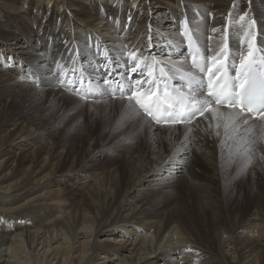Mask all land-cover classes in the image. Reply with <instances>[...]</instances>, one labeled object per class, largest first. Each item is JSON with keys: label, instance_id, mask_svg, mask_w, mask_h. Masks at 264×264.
I'll list each match as a JSON object with an SVG mask.
<instances>
[{"label": "bare ground", "instance_id": "1", "mask_svg": "<svg viewBox=\"0 0 264 264\" xmlns=\"http://www.w3.org/2000/svg\"><path fill=\"white\" fill-rule=\"evenodd\" d=\"M257 2V0H0V89L4 93H8L12 91L11 88H14L17 92L13 93L21 100L29 102L31 111L37 108L40 103L39 107L42 108L38 115L26 117L28 119L27 125L25 124L26 126H22L18 131H15L18 127L15 129L8 128V124L5 122L7 120L3 119L2 113L0 115V224L3 228L2 232H4L0 235V264H41L40 258H44V264H94L95 258L103 253L105 243L109 240L107 238L100 240L99 237L103 235L113 236L110 239L115 241L116 249L113 248L114 250H112L115 255L121 257L116 264L149 263L145 262V259L148 254H153L155 249H158L156 246L158 244L149 245V241L144 242L147 238H140L141 241L136 242L133 239L130 241L123 239V242H119L116 238L121 236H115L113 232L118 229L116 225L124 226L126 224L134 225L131 229L146 233L148 228L152 229L153 239L156 241H161L164 235L173 232L175 240L181 245L176 247L177 250H180L178 251L179 255L189 254L190 249L183 246V243L196 244L200 239L194 219L198 220L201 215L200 209L203 201L195 202L194 208L196 210L189 213L193 222L179 211L175 213L172 207L165 208L167 211L159 209L161 199H165L167 192L162 190L167 185V173L176 174L180 171L179 160L184 157V150L174 149L162 156L164 152L159 145L156 144L157 150L154 151L147 146L146 150L144 149L145 153L149 152L153 156L154 162L125 182L123 193L116 202H114L115 190H120L121 185L118 184L120 178L114 169L109 170L101 179L93 183L83 195V197L88 196L90 202H93L91 199L96 200L99 196L103 198L101 201L104 203L101 205V209L97 207L96 212H90L86 209L73 210L71 207L67 209L68 204L64 203V195L60 188L36 193L50 183L41 180L45 177L44 174L50 166H53L51 170L54 173L59 172L61 155H52L50 149L46 151L38 148V146L32 150L27 149V147L34 144L36 140L46 137L57 126L58 120H62V116L66 115L62 114L56 119L52 118L53 121L40 124L41 116L43 117L47 113L44 106L58 104L61 102L60 97L67 100L72 99L75 105L87 107L89 101L94 100H83L69 88L62 87L59 83L62 72H66L67 76L71 77L74 70L76 79L82 76L84 80L91 78L93 81H99L101 78L99 69L102 63L100 57L105 50L109 51L110 54L115 52L116 58H119L121 52L128 53L139 48L143 50L144 55L151 52L153 57L166 64L165 72L168 75H173V79L180 83L179 77L170 69L175 65L177 69L192 70L185 56L187 42L184 41L185 36L183 35L185 20L189 22V29L203 53L206 49H211L208 55H213L224 48L229 57L233 58L234 61L236 60L238 65V58H243L246 55L250 41L255 45H264V3L258 4ZM196 12L200 13L199 16H196ZM245 12L248 15L242 22L240 16ZM253 18L257 21L256 26L252 29L255 38L248 35V22ZM18 21H22L24 24V29L28 31L30 40H36V42L31 41L32 43L28 44L25 38L19 39L21 35L19 28H17ZM41 22H46L51 26V30L45 32V35L49 36L46 45L43 44L45 40H40L44 39L43 37L38 39L39 34L47 30L39 28ZM213 29L216 31L214 32ZM53 33L58 34L56 36L61 38L59 42H57L58 37L54 36ZM239 40L243 41L242 46L238 45ZM51 47L55 53L52 63H56L54 67L50 66L52 73L51 71L40 72L41 77L39 78L43 81L33 78L29 68L31 71L32 69L43 68V63L48 59L47 55ZM39 49H41L40 52ZM13 61H16L18 65H12L11 62ZM107 67H112V65L108 64ZM23 70L27 73L23 74ZM30 79H34L33 83L50 84L57 91L53 92L52 97L46 103H43L46 101L43 97L45 85L38 88L35 87L36 84L35 86L26 84L32 83L29 81ZM179 83L177 82V84ZM117 99L119 98L113 100ZM100 101L102 100L97 103ZM126 103L125 100L123 104ZM122 108L124 110L123 106ZM229 110L223 107L220 109L221 112ZM245 115L250 116L247 113ZM205 116L210 117L211 114L205 113ZM128 120V122L136 125L143 121L130 118ZM212 123L216 122L198 116L196 121L187 127L203 130L209 128ZM253 124L258 125L256 130L259 133L262 132L261 125L264 124V121L258 117H251L249 125L242 126L238 134H247L245 129ZM180 129L187 130L183 124L156 125L153 122L151 127L148 125V130L145 132L150 133L149 137H151L152 144H155L157 138L155 139L156 136L151 132L168 134L167 132L170 130ZM217 130L220 131L221 135L215 144L216 149L225 144H233L231 139L223 143V122ZM260 138L262 139V136ZM6 142L8 143L5 144ZM212 151L211 154H217L215 158L228 157L227 152ZM22 152L24 153L19 158L20 163L33 161V164L28 168L26 167L24 174L19 176V173L15 172L14 165ZM98 153L99 150L90 155L96 157ZM30 154H32L31 157ZM40 174L44 176L38 177ZM55 180L58 181V179ZM79 180L81 181V178ZM89 183V179L85 183L82 180L80 188L87 187ZM151 192L153 200L150 199ZM253 214L264 215V194L261 192L252 209ZM256 220L259 221V224H264L260 217L249 221L254 222ZM204 222L203 220L200 224H204ZM12 225H15L16 228L29 226L34 228L14 231ZM221 229L220 222H215L213 218L210 228L206 230L208 240L216 242L215 245L219 247ZM117 232L126 237L124 234H127V231L118 230ZM127 241L129 242L127 243ZM229 244L226 242V245ZM158 246L160 249L162 245ZM38 247L39 249H37ZM40 250L42 252L38 254ZM172 253L176 254L175 252Z\"/></svg>", "mask_w": 264, "mask_h": 264}, {"label": "rangeland", "instance_id": "2", "mask_svg": "<svg viewBox=\"0 0 264 264\" xmlns=\"http://www.w3.org/2000/svg\"><path fill=\"white\" fill-rule=\"evenodd\" d=\"M257 1L258 4L264 3V0ZM192 3H194V1H192ZM189 9L192 10V8ZM199 14L200 13L196 12V16H199ZM17 28H19L21 35L19 39H21V37L25 38V41L28 44H30L31 41L36 42V40H30L28 31L24 29L25 26L22 21L17 22ZM39 28L47 29L43 33L41 32L38 37V39L43 37L44 39L40 40H45L43 44L46 45L49 36H46L45 32L51 30V26L46 24V22H41L39 24ZM53 35L56 36L58 34L55 35V33H53ZM56 37H58L57 42H59L61 38L59 36ZM33 38L35 37L33 36ZM242 42V40H239L238 45L242 46ZM37 44L39 45V43ZM258 45L260 47L262 46L260 44ZM262 47H264V45ZM40 51L41 49H39V52ZM54 55L55 53L51 47L47 55L48 59L45 61L46 63H43V68H39L37 70L32 69L33 72L29 68V71L31 72L30 74L33 76V78L43 81L41 78H39L41 77L40 72L46 73L51 71L52 73L50 66L54 67L56 64L52 63ZM11 64L14 66L18 65L16 61L11 62ZM26 67L28 69V66ZM26 73L27 72L23 70V74ZM29 81L32 83H23L29 85L33 84V86L36 84L35 87L38 88L45 85L42 82L33 83L34 79H30ZM176 82L179 83L178 80H176ZM93 86L95 85L93 84ZM44 87L45 89H43V97L46 101L43 103H46L52 97L53 92L57 90L50 84L45 85ZM11 90L12 91H9L10 93H4L3 90L0 92V115L2 113L3 119L7 120L5 122L8 124V128L15 129V127H18L15 130L18 131L22 126L27 125L26 123L28 119H26V117L28 118L30 115H38L41 113L42 108L39 107V105H41L40 103L37 105V108L31 111L32 108L29 109V102L23 101L20 99V97L16 96V94L13 93L17 92L14 90V88H11ZM60 98L61 102L58 104L44 106V109L47 110V113L44 114L43 117L41 116L40 124L53 121V119H56V117L66 114L65 116H62L63 121L61 119L58 120L57 126H55L56 128L54 127L52 132H49L50 135L48 133L46 137L36 140L34 144L27 147V149L30 148L32 150L38 146V148H42L46 151L50 149V154L52 153V155H61L59 162V172L54 173L51 170L53 166H50L44 174L45 177L41 178V180L45 183L50 182V185L48 184L44 189L38 190L36 193H43L45 191L60 188V190L62 189V194L64 195L63 197L65 199L63 201L66 203V205L68 204L67 209L71 207L73 210L86 209L90 212H96L97 207L101 209L100 207L104 203V201H101L103 199L102 196H99L98 199L94 198L97 201L91 199L93 202H90L89 197H83V195L86 190L93 185V183L101 179L103 175H105L109 170L114 169L120 178L118 182V184L121 185L120 190H115L114 202H116L121 193H123L125 182L130 177H134L137 172L141 171V169L148 167L152 162H154L153 156L150 155L149 152L145 153L147 146H149L150 149L154 151L157 150L156 144L159 145L162 152H164L162 156L167 155L171 150L182 149L185 151V155L179 160L181 169L176 174L167 173V185L162 188L163 191L167 192L165 194V199H161L162 201L159 204V209L163 210L165 208L172 207L175 213L179 211V213H181L187 219H191L189 213H193L194 210H196L194 208V203L203 201L200 209L201 215L198 217V220L194 219L196 227L199 230L200 239L196 244L190 242L183 243V246L190 249L189 254L185 256L183 254L179 255L178 251L180 250H177V246L181 245L177 240H175V235L173 232H170L166 236L164 235L161 239V243V241H156V239H153L154 235L152 229L148 228L146 233L137 229H131V227L134 225H116V228L118 229L113 233H115V236H121L117 237L116 239L119 242H123V239L129 241L130 239H133V241L136 242L140 240V238H147V240H144V242L149 241V245H162L160 249L159 246L156 245L159 250L155 249L153 254H148L150 257L147 256L145 262L149 263L146 264H264V224H259V221L257 220V223L256 221H254L255 223L253 221H249L260 217L264 222V215H252V209L258 201L260 192L264 194V162L260 161L259 159L260 156H264V138H260L261 136L264 137V132L259 133V131L256 130L258 125L253 124L251 126L252 131L248 132L247 134H238V137L244 138V140L241 142L245 143L253 150V164L246 171L242 172L241 158L234 154V149L229 148V145L232 144H225L218 149L215 148L218 137L212 133V129H195L191 134L187 135V138V130L182 129L175 131L170 130L167 132L168 134L151 132L156 136L155 139L157 138L156 142L154 141L155 144H152L150 139L151 137H149L150 133L145 132L148 130V124L144 121L138 122L137 125L128 122L129 120L125 115V111L122 108L123 105L121 104L120 99H117L120 101L119 102L109 98L107 100L100 101V103H97L99 102L97 100H92L89 101L87 107L85 105H75L72 99L67 100L64 97ZM211 125L213 128L215 127V123H212ZM206 129L208 130L207 132L205 131ZM253 141H255V143H252ZM7 143L8 142L5 144ZM231 143L234 144L232 139ZM97 150H99V153L96 155V157L91 156L92 153ZM212 150L221 153L227 152L228 157L225 156V158H215L217 157V154H211L213 152ZM23 153L24 152L19 155L14 165L16 170L15 172L19 173V176L24 174L25 169L33 164V161L25 162L23 164L20 163L21 161L19 158L22 157ZM31 156L32 154H30V157ZM44 175L40 174L38 177ZM80 178L81 181L84 180V183L89 179V185L81 189V181L79 180ZM55 179H58V181ZM100 190L102 191V189ZM100 192L99 194H101ZM214 194H216V196H214ZM152 198L151 192L150 199L153 200ZM164 211H167V209ZM202 218H204V224H200V222L203 221L201 220ZM213 218L215 222L218 221L222 225L220 234V247L215 245L216 242L208 240L209 238L206 236V230L210 228ZM191 220L193 222V219ZM11 227L15 229L14 231L17 229L24 230V228H34L33 226L16 228L15 225H12ZM0 230L1 235V233H4L2 232L3 228L1 224ZM118 230L121 232L127 231V234H124L126 237L120 235V232H117ZM112 237L104 235L99 237L100 240L105 238L109 240L105 243L106 245L104 247L103 253L95 258L94 264H116L119 262L121 257L115 255L113 252V250L116 249V243L110 239ZM129 241H127V243ZM226 242L230 244L226 245ZM39 247L37 249H39ZM170 247L173 248L171 249ZM174 247L177 248L175 249ZM41 250L38 252V254L42 252ZM164 252H166L165 254L167 255H165ZM172 252H175L176 254H173ZM124 255L127 254L124 253ZM40 259L41 260H39V262L41 261L40 263L44 264V258ZM110 259L112 260L110 261ZM155 260L158 262H152Z\"/></svg>", "mask_w": 264, "mask_h": 264}, {"label": "snow or ice", "instance_id": "3", "mask_svg": "<svg viewBox=\"0 0 264 264\" xmlns=\"http://www.w3.org/2000/svg\"><path fill=\"white\" fill-rule=\"evenodd\" d=\"M247 15L245 12L240 20L245 21ZM256 23L254 18L248 22V35L253 38L255 33L252 29ZM183 35L189 42L193 41L187 20L184 22ZM210 52L211 49H206L201 53L199 47L194 45L193 51L189 53L192 70L177 69L173 65L170 71L176 73L180 83L171 86L168 83L171 77L165 72L166 64L153 57L151 52L144 55L139 48L128 53L121 52L119 58H116L115 52L110 54L105 50L100 57L99 81L89 78L85 82L82 76L76 79L73 70L71 77L62 72L59 83L83 100L119 98L122 104L126 100L127 103L123 104L126 116L143 120L149 127L153 122L156 125L183 124L187 128L186 138L194 131L187 126L196 121L198 116L216 122L214 128L209 125L216 137L221 135L217 129L223 122V143L229 139L234 141L229 148L234 149V154L241 158V171L244 172L253 164V150L241 142L244 138L238 137V133L242 126L249 125L251 117L264 121V53L257 57V47L250 41L246 55L238 58L233 75L226 70L225 49L208 55ZM108 64L112 67H107ZM222 107L230 110L221 112ZM205 113L211 116H205ZM245 131L251 132L252 127ZM261 131L264 132V124L261 125ZM259 159L264 162V156Z\"/></svg>", "mask_w": 264, "mask_h": 264}]
</instances>
